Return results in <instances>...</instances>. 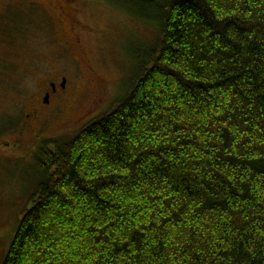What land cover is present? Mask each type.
<instances>
[{
  "label": "trees",
  "instance_id": "trees-1",
  "mask_svg": "<svg viewBox=\"0 0 264 264\" xmlns=\"http://www.w3.org/2000/svg\"><path fill=\"white\" fill-rule=\"evenodd\" d=\"M134 1L156 41L116 107L36 148L1 264H264V0Z\"/></svg>",
  "mask_w": 264,
  "mask_h": 264
},
{
  "label": "rangeland",
  "instance_id": "rangeland-1",
  "mask_svg": "<svg viewBox=\"0 0 264 264\" xmlns=\"http://www.w3.org/2000/svg\"><path fill=\"white\" fill-rule=\"evenodd\" d=\"M134 2L0 0V264L35 198L36 148L116 107L156 41L155 28L129 13ZM62 77L65 90L44 107Z\"/></svg>",
  "mask_w": 264,
  "mask_h": 264
},
{
  "label": "flooded vegetation",
  "instance_id": "flooded-vegetation-1",
  "mask_svg": "<svg viewBox=\"0 0 264 264\" xmlns=\"http://www.w3.org/2000/svg\"><path fill=\"white\" fill-rule=\"evenodd\" d=\"M63 1H66V0H63ZM64 3H66V2H64ZM59 9L62 11L63 14H65V13L68 12V11H66V8L65 7H59ZM66 83H67V80L64 77H62L59 84H57V83H55V84H53V83L49 84V88H48L47 91H44L43 99L41 100V102L44 105V107L47 106V105H49L50 99L53 96H55L59 92L65 90ZM46 95H48V103L47 104L46 103L44 104V98L46 97ZM27 118H29V117L27 116Z\"/></svg>",
  "mask_w": 264,
  "mask_h": 264
},
{
  "label": "water",
  "instance_id": "water-1",
  "mask_svg": "<svg viewBox=\"0 0 264 264\" xmlns=\"http://www.w3.org/2000/svg\"><path fill=\"white\" fill-rule=\"evenodd\" d=\"M44 103H48V95H46V97L44 98Z\"/></svg>",
  "mask_w": 264,
  "mask_h": 264
}]
</instances>
